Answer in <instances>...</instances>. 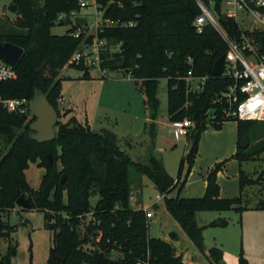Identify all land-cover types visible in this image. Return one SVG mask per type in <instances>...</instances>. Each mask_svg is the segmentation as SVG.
<instances>
[{"label": "trees", "instance_id": "1", "mask_svg": "<svg viewBox=\"0 0 264 264\" xmlns=\"http://www.w3.org/2000/svg\"><path fill=\"white\" fill-rule=\"evenodd\" d=\"M103 21L133 22V28L104 27L98 38L105 40L108 50L101 55V68L120 71L140 84L146 105L151 111L150 135L158 115V90L161 80H167V115L171 123L192 120L196 128L193 139L206 129L204 114L213 108L217 96L233 85L232 80L212 77L216 61L226 54V45L211 29L197 35L193 22L198 9L193 0H96ZM79 11L77 0H10L7 13L16 17L15 27L0 28V43L9 42L23 49V55L12 80L0 83V95L5 99L31 100L35 89L43 92L56 109L61 97V81L53 82L56 72L69 65L82 73L80 80H90V70L82 63L69 64L81 47L83 38L69 32L57 36L51 29L61 13ZM220 22L232 40H239L241 29L234 20ZM64 24V23H61ZM258 54H264V30L245 32ZM92 38L86 43L90 44ZM191 60V63H189ZM191 71L193 76H208L204 91L198 95L187 92L182 77ZM231 121V120H227ZM226 122V121H225ZM27 117L0 110V139L9 148L0 151V215L17 209L20 197L27 199L32 211L44 214L45 228L53 232L48 264H186L177 255L171 242L152 238L142 209L133 210L129 204L132 169L146 177L155 191L165 194L164 207L197 249L204 253L203 231L208 227L225 228L228 222L218 219L199 225L202 212L244 211L243 191L257 185L241 169V162L250 161L264 147L253 152L238 151L233 158L239 164V192L234 199H221L217 174L225 162L215 165L206 175V190L202 198H168L174 181L163 167L160 158L149 153L145 163L131 160L119 147V139L109 130L92 131L74 117L65 125L58 124L54 141L38 144L28 136L17 135L29 130ZM223 122L218 116L214 128ZM238 139L249 136L250 124L264 122L237 121ZM48 155L52 156L49 163ZM180 164L178 175L186 159ZM57 162L63 166L59 172ZM37 163L45 170L38 190L25 177L30 164ZM62 175L65 181L61 183ZM99 197L94 207L92 196ZM256 209L264 210V202ZM26 222L23 223V225ZM83 228V232H80ZM16 226L0 217V238L9 239ZM172 234V237H175ZM100 237L99 242L96 239ZM90 245L93 249H84ZM118 250L122 259L110 256ZM17 246L11 242L0 264H13ZM208 264H224L223 253L214 247L204 253ZM61 256L62 260L59 258ZM32 263V257L30 258ZM238 264H248L242 257Z\"/></svg>", "mask_w": 264, "mask_h": 264}, {"label": "rangeland", "instance_id": "2", "mask_svg": "<svg viewBox=\"0 0 264 264\" xmlns=\"http://www.w3.org/2000/svg\"><path fill=\"white\" fill-rule=\"evenodd\" d=\"M86 1L89 8H82L79 16L87 20L85 35L92 36L102 14L97 12L94 0ZM9 5L10 0L0 1V28L16 25V17L7 13ZM240 23L246 30L255 29L251 27L253 24L248 18L241 17ZM73 31H76L73 24L55 25L51 29V33L57 36ZM89 70L90 80H80L82 73L69 65L56 72L53 82L61 81V97L55 102L59 114L57 125H65L75 117L80 123L87 122L92 131L109 130L119 139L120 149L134 162L145 163L152 152L161 159L163 167L174 181V189L167 194L168 198L203 197L207 172L215 165L225 162V169L217 174L220 197L237 196V173L240 163L233 156L236 155L242 140L238 139L237 121L223 122L220 128H214L213 125L206 127L199 135L195 156L185 160L179 176L181 161L189 156L192 138L177 137L175 128L168 120L167 80H161L159 83L158 115L154 121V134L150 135L151 111L146 105L140 84L120 71H110L103 77L98 70ZM250 126L249 136H245L248 145L242 149L246 153L264 147V123H252ZM55 130L57 133L58 126ZM28 134L29 130L21 129L17 132V135ZM8 148L9 145H5L0 139V151L5 154ZM56 168L60 172L63 166L57 162ZM241 168L257 182V185L245 189L243 207L246 209L240 213L232 210L222 213L202 212L197 215L199 225H208L218 219L228 222L225 228L208 227L203 231L204 253L216 247L223 252L234 253L236 260L231 264H238L241 257L248 264H264V210L256 209L257 204L264 201V191H261L264 190V152L253 156L250 161L241 162ZM44 174L45 170L38 167L37 163L30 164L25 171V177L34 190L39 189ZM130 174L133 180L129 204L133 210L140 208L144 214L152 213V217L147 219L149 236L171 242L177 255L181 256L186 264H208L205 254L197 249L166 211L164 200L156 203V197L163 194L155 191L146 177L136 175L132 169ZM98 199L97 195L91 197L92 207ZM0 217L4 222L16 226V231L9 239L0 238L1 258L7 255L11 242L17 246L16 256L11 259V263L30 264L32 257L33 264H48L49 251L53 246V232L45 228L43 213L17 207V210L2 213ZM22 220L26 222L24 225L21 224ZM80 232H83V228H80ZM172 234L176 236L172 237ZM83 248L93 249L90 245ZM109 255L115 259L123 258L115 249L111 250Z\"/></svg>", "mask_w": 264, "mask_h": 264}, {"label": "built area", "instance_id": "3", "mask_svg": "<svg viewBox=\"0 0 264 264\" xmlns=\"http://www.w3.org/2000/svg\"><path fill=\"white\" fill-rule=\"evenodd\" d=\"M1 1V0H0ZM80 10L89 8L86 0H77ZM198 15L193 22V28L197 35H202L207 29L213 30L226 45L224 54V64L222 75L233 81L225 92L221 93L213 102V108L205 114L206 127L212 126L218 120L241 122H264V54H258L254 49L250 39L245 35L249 31L240 23V18H248L252 21V28L264 30V0H193ZM94 4L98 13L97 1ZM79 11L61 13L57 16L58 23H74L79 16ZM226 18L234 20L241 29L242 34L239 40L229 38L223 28L220 19ZM87 26V25H86ZM86 26L77 28L72 33V37H82L81 47L69 60V64L80 65L81 63L88 69H96L105 77L109 72L101 68V55L108 50L105 40L98 38V33L104 27L133 28V22L122 23L120 21H103L102 18L96 23L95 33L86 36ZM248 29V28H247ZM254 29V30H255ZM88 38L92 42L87 44ZM191 63V60H189ZM15 67L0 61V83L10 81L15 76ZM213 77V76H212ZM208 76L196 77L191 71L182 80L186 83L187 92L198 95L204 91ZM0 110L27 117L32 122L33 116L30 101L27 99H5L0 95ZM177 137L190 138L196 128V124L188 119L181 122L172 123ZM165 194L156 197V203L164 200ZM133 200V198H131ZM17 210V209H15ZM147 219L152 217V213H146ZM25 221H21L23 224ZM100 237L96 239L99 242Z\"/></svg>", "mask_w": 264, "mask_h": 264}, {"label": "water", "instance_id": "4", "mask_svg": "<svg viewBox=\"0 0 264 264\" xmlns=\"http://www.w3.org/2000/svg\"><path fill=\"white\" fill-rule=\"evenodd\" d=\"M71 0H66V5L70 4ZM70 22L64 24L57 23V26L65 25L69 26ZM73 25L77 28L87 25V20L84 18H75ZM23 49L15 46L9 42L0 43V61L5 62L13 67H16L19 63ZM224 64V56H221L215 63L211 75L215 78H219L222 75ZM30 107L33 116V121L29 126V138L38 144H46L55 140L56 138V126L58 123V111L49 103L47 96L38 89H35L34 94L30 100ZM199 134L196 132L189 148V155L195 156L197 152ZM248 145V139L243 137L239 143L241 149H245ZM49 163H51V156L48 155ZM65 181V177L62 178L61 183ZM16 206L22 210H31V205L24 197H20L16 201ZM59 258L62 260L61 256Z\"/></svg>", "mask_w": 264, "mask_h": 264}, {"label": "crops", "instance_id": "5", "mask_svg": "<svg viewBox=\"0 0 264 264\" xmlns=\"http://www.w3.org/2000/svg\"><path fill=\"white\" fill-rule=\"evenodd\" d=\"M68 109V108H67ZM75 118V117H74ZM77 120V119H76ZM78 122V121H77ZM79 124H81V125H88L89 126V124L86 122V123H80V122H78ZM90 127V126H89ZM225 169V164H224V166H223V168H222V170H221V172L223 171ZM242 169V168H241ZM239 170H240V168H238V173H237V182H238V186H237V189H238V194H237V196L236 197H234V198H238L239 196H240V192H239ZM242 171H243V169H242ZM245 172V171H244ZM246 173V172H245ZM261 191H264V190H261ZM245 192H246V190H244L243 191V193H242V196H244V194H245ZM174 198V197H173ZM198 198H202V197H198ZM221 199H234V198H222V197H220ZM261 202H264V201H260L259 203H261ZM258 203V204H259ZM257 204V205H258ZM140 209V208H139ZM219 249V248H218ZM222 251V250H221ZM222 253H223V263L224 264H231V262H233V261H235L236 260V257H235V255H234V253L233 254H231L229 251H222ZM240 256V255H239Z\"/></svg>", "mask_w": 264, "mask_h": 264}]
</instances>
